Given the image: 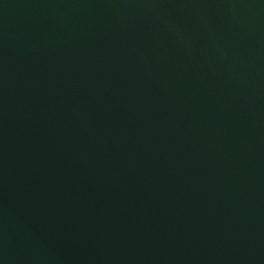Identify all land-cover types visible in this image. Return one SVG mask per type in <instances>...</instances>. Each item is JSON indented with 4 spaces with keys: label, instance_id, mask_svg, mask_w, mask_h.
Returning a JSON list of instances; mask_svg holds the SVG:
<instances>
[{
    "label": "water",
    "instance_id": "obj_1",
    "mask_svg": "<svg viewBox=\"0 0 264 264\" xmlns=\"http://www.w3.org/2000/svg\"><path fill=\"white\" fill-rule=\"evenodd\" d=\"M0 264H264V0H0Z\"/></svg>",
    "mask_w": 264,
    "mask_h": 264
}]
</instances>
